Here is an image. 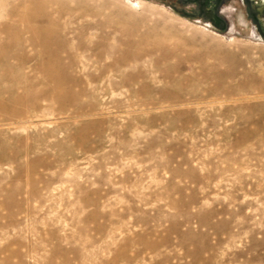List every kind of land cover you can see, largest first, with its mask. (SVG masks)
<instances>
[{
	"label": "rangeland",
	"instance_id": "obj_1",
	"mask_svg": "<svg viewBox=\"0 0 264 264\" xmlns=\"http://www.w3.org/2000/svg\"><path fill=\"white\" fill-rule=\"evenodd\" d=\"M0 264H264V0H0Z\"/></svg>",
	"mask_w": 264,
	"mask_h": 264
},
{
	"label": "bare ground",
	"instance_id": "obj_2",
	"mask_svg": "<svg viewBox=\"0 0 264 264\" xmlns=\"http://www.w3.org/2000/svg\"><path fill=\"white\" fill-rule=\"evenodd\" d=\"M8 1V0H7ZM8 3V2H7ZM26 3V2H25ZM29 3H31V2H29ZM34 3V2H33ZM20 5H21V3H20ZM24 4H22L21 6H23ZM30 5H32V3L30 4ZM2 6V5H1ZM27 6V4H25V6H24V8ZM14 8V7H13ZM17 8V7H16ZM19 8H21V7H19ZM18 8V10H17V16L20 14V16L22 15L21 14V12H19V9ZM27 8H28V6H27ZM26 9V8H25ZM14 10H16V9H14ZM13 10V11H14ZM19 12V13H18ZM31 12V11H30ZM7 13V12H6ZM13 13V12H12ZM15 13V14H16ZM15 14L14 15H12L13 17L15 16ZM20 16H18V17H20ZM44 18V17H43ZM142 18H143V16H142ZM47 21V20H46ZM110 22V21H109ZM109 22H106L107 24L109 23ZM124 22H127V20L126 21H124ZM130 22V21H129ZM111 24V23H110ZM123 24H125V23H123ZM102 25V24H101ZM114 26H115V24H113ZM117 25V24H116ZM120 25H122V23L120 24ZM128 25H130V24H128ZM135 25L136 24H134V26L133 27H135ZM35 27H36V25H35ZM106 27H108L107 25H106ZM105 27V28H106ZM126 27V26H125ZM130 27H131V25H130ZM34 28V27H33ZM92 28V27H91ZM113 28V27H112ZM35 29H38V28H35ZM120 29V28H119ZM128 29H129V27H128ZM134 29V28H133ZM34 30V29H33ZM125 30V29H124ZM130 31H131V29H129ZM41 31V30H40ZM132 32V31H131ZM137 32V31H136ZM147 31H145V33H146ZM102 33H104V32H102ZM126 33H128L127 31H126ZM140 33V32H139ZM154 33V32H153ZM137 34V33H136ZM148 34V33H147ZM104 35V34H103ZM130 36H132V34L131 33H128L127 35H123L122 33L119 35V41L121 42V43H125V45L126 46H138L139 44L141 45V43H143V40H146L147 38H146V34H137V37H139L140 39H136V40H133V38L131 39L130 38ZM94 37V36H93ZM115 37V36H114ZM133 37V36H132ZM90 38H92V37H90ZM99 38V37H98ZM97 39V38H96ZM91 40V39H90ZM101 40V39H100ZM102 41V40H101ZM140 41H142L141 43H140ZM112 42H114V41H112ZM145 42V41H144ZM89 43H90V41H89ZM88 43V44H89ZM99 43V42H98ZM104 43V42H103ZM91 44V43H90ZM102 44V43H101ZM104 45V44H103ZM86 48V47H85ZM111 49H113V48H115V47H110ZM103 49H104V47H103ZM107 49V48H106ZM123 49V48H122ZM105 50V49H104ZM109 50V49H108ZM149 50V52H150V49H148ZM154 50H157V51H159V52H161V46L158 44V45H155V47H154ZM147 52V51H146ZM101 53V52H100ZM132 53V52H131ZM134 53V52H133ZM136 53V52H135ZM134 53V54H135ZM112 54V53H111ZM128 54V53H127ZM130 54V53H129ZM109 55V54H108ZM131 55V54H130ZM136 55V54H135ZM143 55V54H142ZM97 57H98V55H97ZM99 58V57H98ZM101 58V57H100ZM122 58V57H121ZM134 58H136V60L137 61H139L140 60V57H134ZM146 60V59H145ZM123 61V60H122ZM155 63H157L158 61H161V55L159 56V57H157V58H155L154 60H153ZM120 62V61H119ZM118 62V63H119ZM142 63V62H141ZM136 65H138L137 63H136ZM135 65V68L136 67H138L139 68V65L138 66H136ZM144 65V64H143ZM141 68V67H140ZM124 69V68H123ZM146 69V68H145ZM128 70V69H127ZM127 70H125L124 69V71L126 72ZM125 72H123V74L125 73ZM135 72V71H134ZM120 73V72H119ZM213 74V73H212ZM214 74H216V73H214ZM154 77H156V76H154ZM160 77H161V75H160ZM150 78V77H149ZM157 78V77H156ZM155 79V78H154ZM148 81V80H147ZM200 81V80H199ZM217 81H218V79H217ZM149 82H150V80H149ZM152 82H153V80H152ZM154 83H155V81H154ZM153 83V84H154ZM150 84H151V82H150Z\"/></svg>",
	"mask_w": 264,
	"mask_h": 264
}]
</instances>
